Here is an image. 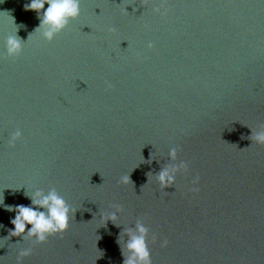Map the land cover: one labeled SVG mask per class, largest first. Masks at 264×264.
Instances as JSON below:
<instances>
[{
    "label": "water",
    "instance_id": "obj_1",
    "mask_svg": "<svg viewBox=\"0 0 264 264\" xmlns=\"http://www.w3.org/2000/svg\"><path fill=\"white\" fill-rule=\"evenodd\" d=\"M29 2L0 0V264H123L138 224L151 264H264V0H79L50 41ZM36 191L76 209L41 244L4 207Z\"/></svg>",
    "mask_w": 264,
    "mask_h": 264
},
{
    "label": "clouds",
    "instance_id": "obj_2",
    "mask_svg": "<svg viewBox=\"0 0 264 264\" xmlns=\"http://www.w3.org/2000/svg\"><path fill=\"white\" fill-rule=\"evenodd\" d=\"M45 4H47V7H45ZM25 8L37 13L40 23L35 31H38L44 40L50 41L68 25L70 20L75 19L79 15V0H30V2L25 5ZM42 9L43 11L41 12ZM152 11L154 13L158 12L159 8H153ZM16 31L17 26L15 27L14 34L7 36L4 40L5 52L9 57L17 55L21 50L22 44L15 34ZM151 46V43H149L148 47L150 48ZM251 131L252 135L250 139L252 142L258 145H264V126H261L258 131H253L252 129ZM20 136L21 133L19 130L11 133L8 141L9 146H13L14 142L19 139ZM177 151V148L169 149L167 156L173 163L163 168L155 177V181L161 189L172 186L175 183L176 174L187 170L188 165L184 161H181L179 164L175 163ZM198 180L199 177H194L192 184H197ZM120 183L127 185L129 183L128 175L122 176L120 178ZM196 190V188L191 189V191ZM28 198L31 201V206H4L5 210L14 211L15 213L14 218L10 221L13 228L9 230V236H21L24 234V239L32 240L35 244H41L45 242L48 237L62 234L67 229L70 214L73 217L76 209L66 204L63 197L58 196L55 191H50L47 195L43 196L39 191H36ZM2 203L3 198L0 196V204ZM38 209H46V211H40ZM100 219L102 222H115L116 215L115 213H109L107 216H101ZM26 224L31 225L27 233H25ZM136 231L138 234L131 236L123 250L130 253L129 256L124 258L123 264H151L150 253L146 242L149 230L143 224H138L136 226ZM154 238L155 237H153V239ZM166 245V240L161 242V247ZM30 253L31 248L21 249L17 254L18 264L22 257H26L30 255Z\"/></svg>",
    "mask_w": 264,
    "mask_h": 264
}]
</instances>
